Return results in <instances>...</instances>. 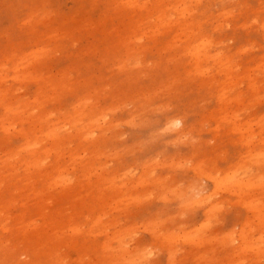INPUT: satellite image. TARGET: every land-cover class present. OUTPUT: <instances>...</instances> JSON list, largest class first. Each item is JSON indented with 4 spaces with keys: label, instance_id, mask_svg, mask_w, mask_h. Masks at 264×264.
Returning <instances> with one entry per match:
<instances>
[{
    "label": "rangeland",
    "instance_id": "374dc122",
    "mask_svg": "<svg viewBox=\"0 0 264 264\" xmlns=\"http://www.w3.org/2000/svg\"><path fill=\"white\" fill-rule=\"evenodd\" d=\"M0 264H264V0H0Z\"/></svg>",
    "mask_w": 264,
    "mask_h": 264
},
{
    "label": "bare ground",
    "instance_id": "6f19581e",
    "mask_svg": "<svg viewBox=\"0 0 264 264\" xmlns=\"http://www.w3.org/2000/svg\"><path fill=\"white\" fill-rule=\"evenodd\" d=\"M213 1V0H212ZM213 3V2H212ZM217 3V2H216ZM224 3V2H223ZM214 4V3H213ZM261 9V8H260ZM223 12V11H222ZM170 21V20H169ZM219 29V28H218ZM221 31V30H220ZM258 33V32H257ZM208 34V33H207ZM166 35V34H165ZM258 35V34H257ZM199 43V42H198ZM223 46V45H222ZM258 89H261V88H258ZM257 91H259V90H257ZM255 95V94H254ZM250 99H252V98H250ZM256 99V98H255ZM51 134H53V133H51ZM245 227V226H244Z\"/></svg>",
    "mask_w": 264,
    "mask_h": 264
}]
</instances>
